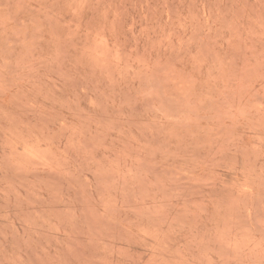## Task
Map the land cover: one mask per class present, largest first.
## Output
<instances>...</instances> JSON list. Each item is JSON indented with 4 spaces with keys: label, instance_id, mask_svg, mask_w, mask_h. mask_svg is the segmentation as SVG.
<instances>
[{
    "label": "rangeland",
    "instance_id": "1",
    "mask_svg": "<svg viewBox=\"0 0 264 264\" xmlns=\"http://www.w3.org/2000/svg\"><path fill=\"white\" fill-rule=\"evenodd\" d=\"M0 264H264V0H0Z\"/></svg>",
    "mask_w": 264,
    "mask_h": 264
}]
</instances>
